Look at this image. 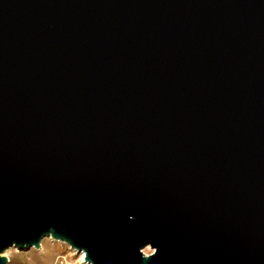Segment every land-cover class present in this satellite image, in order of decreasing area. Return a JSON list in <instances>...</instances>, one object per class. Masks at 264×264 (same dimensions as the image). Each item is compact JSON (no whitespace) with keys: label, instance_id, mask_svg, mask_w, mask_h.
<instances>
[{"label":"water","instance_id":"1","mask_svg":"<svg viewBox=\"0 0 264 264\" xmlns=\"http://www.w3.org/2000/svg\"><path fill=\"white\" fill-rule=\"evenodd\" d=\"M47 236L264 264V0H0V264Z\"/></svg>","mask_w":264,"mask_h":264},{"label":"rangeland","instance_id":"2","mask_svg":"<svg viewBox=\"0 0 264 264\" xmlns=\"http://www.w3.org/2000/svg\"><path fill=\"white\" fill-rule=\"evenodd\" d=\"M151 251L149 247L144 249L146 254ZM4 254L8 258L6 264H83L80 255L76 254L68 244L50 237L42 238L38 248L21 250L11 247Z\"/></svg>","mask_w":264,"mask_h":264},{"label":"bare ground","instance_id":"3","mask_svg":"<svg viewBox=\"0 0 264 264\" xmlns=\"http://www.w3.org/2000/svg\"><path fill=\"white\" fill-rule=\"evenodd\" d=\"M47 237H50V236H47ZM51 238V237H50ZM53 239V238H52ZM72 248V247H71ZM147 248V247H146ZM8 250V249H7ZM72 250H74V252L76 253V254H79L80 255V261H81V263H83V264H90V263H88L85 259H84V253H83V251H77L76 249H74V248H72Z\"/></svg>","mask_w":264,"mask_h":264}]
</instances>
